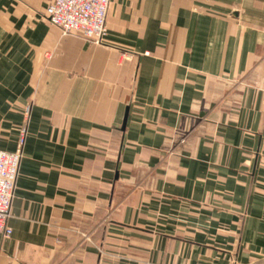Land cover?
<instances>
[{
	"label": "crops",
	"instance_id": "obj_1",
	"mask_svg": "<svg viewBox=\"0 0 264 264\" xmlns=\"http://www.w3.org/2000/svg\"><path fill=\"white\" fill-rule=\"evenodd\" d=\"M46 6L0 0V264H264V0H112L102 46Z\"/></svg>",
	"mask_w": 264,
	"mask_h": 264
},
{
	"label": "built area",
	"instance_id": "obj_2",
	"mask_svg": "<svg viewBox=\"0 0 264 264\" xmlns=\"http://www.w3.org/2000/svg\"><path fill=\"white\" fill-rule=\"evenodd\" d=\"M46 21L58 28L62 36H72L88 44L102 46L107 34V14L112 0H46ZM26 137L23 127L19 131L17 149L0 151V239H8L12 230L8 225L14 196L21 148Z\"/></svg>",
	"mask_w": 264,
	"mask_h": 264
},
{
	"label": "water",
	"instance_id": "obj_3",
	"mask_svg": "<svg viewBox=\"0 0 264 264\" xmlns=\"http://www.w3.org/2000/svg\"><path fill=\"white\" fill-rule=\"evenodd\" d=\"M127 117H128V108L126 109L125 114H124L121 131H124V129H125Z\"/></svg>",
	"mask_w": 264,
	"mask_h": 264
}]
</instances>
